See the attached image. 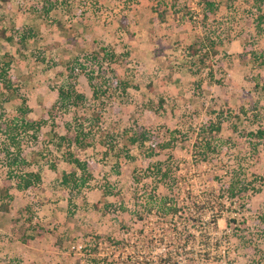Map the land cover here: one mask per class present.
<instances>
[{
	"label": "rangeland",
	"instance_id": "374dc122",
	"mask_svg": "<svg viewBox=\"0 0 264 264\" xmlns=\"http://www.w3.org/2000/svg\"><path fill=\"white\" fill-rule=\"evenodd\" d=\"M208 1L213 10L203 0H0L11 36L0 37V63L16 91L0 93V187L11 195L0 264H264V0ZM62 79L82 94L77 105L55 104ZM21 100L32 125L17 118L11 132ZM79 129L86 145L67 144ZM9 132L22 159L11 172L39 175L27 189L7 173ZM130 132L146 134L143 146L126 143ZM199 137L213 144L205 160ZM67 150L85 163L79 189L60 182ZM155 165L175 180H159ZM234 178L244 189L227 198ZM193 195L205 213L192 207L193 222L182 214L172 226L164 207L188 213Z\"/></svg>",
	"mask_w": 264,
	"mask_h": 264
},
{
	"label": "trees",
	"instance_id": "16d2710c",
	"mask_svg": "<svg viewBox=\"0 0 264 264\" xmlns=\"http://www.w3.org/2000/svg\"><path fill=\"white\" fill-rule=\"evenodd\" d=\"M203 4L208 10H213V4L210 1L203 0ZM0 37L5 39V40L11 39V36L8 34H5L4 30L1 28H0ZM190 51L192 53H195V49H192V47H190ZM7 66H8L7 62H1L0 63V93H2V90H3L7 96H10L13 93H15L16 91L9 81V78L7 75ZM73 78H75V77H73ZM86 79L88 82H90V77L88 75H87ZM95 94H96V91L95 90L92 91V95L96 96ZM82 99H83L82 94L76 91L73 83H70V82L68 83L63 79L61 80V84L59 86H57V88H56V98H55V104L56 105H58L59 107L67 108L69 105H71V106L77 105V103L80 102ZM23 100H21L20 105L16 109L17 117L9 120V125H12L10 127L11 132L14 129H16L15 125H16L18 119H19L18 126L22 125V126L27 127V126L32 125L31 121H26L23 119V116L29 110L28 107L23 105V103H24ZM219 128H220V120H219V117L216 115L214 123H209L208 131H210V132L212 130L218 131ZM56 134L57 133H54V135H56ZM249 134H252V133H249ZM252 135L257 136V137H261L263 135V132L260 129H257ZM145 136H146V134L144 132H142V133L130 132V133L126 134V143L129 144L130 146H136V147L143 146V144L146 140ZM8 138H9V140H11V142L9 144H7V146L4 147L5 158L8 159V161L5 162L7 168H9L7 171L8 176L15 177V183H14L15 189H17V190L27 189V188L31 187L32 185L38 183L39 175L37 172H33V171H20L17 173L11 172L10 168H11L12 164L19 163V161H21L22 159H20L19 154H15L13 151L10 150V148H12L10 146H13V148H14L13 143H15L13 141L14 140L13 135L10 134V132L8 133ZM84 138L85 137L83 136L82 131H80V129L77 131L76 130L74 131V135L70 141H67L65 139V137L62 135L57 136L58 142H61V141L64 142V140H65V141H67V144H70V142L72 141L73 144H75V146H78V147H83L86 145V143H84ZM168 144L169 143H166V142L165 143H159V146L164 147V145H168ZM193 147H195V150H196L195 153L200 160H205L206 155H208V153L212 152V150H213V144L211 143V141L209 139H206V138H204L202 141L200 137H199V139L195 140V145H193ZM121 150L124 153V156L126 158H132V156L127 153L128 150L125 147ZM63 159L66 162H68V164L70 165V170H69V172H62L61 173V178H60L61 184L63 186H66V187L69 186L70 188L79 189V187L88 178V173H87V170L85 167V163L83 161H81L80 159H78L69 150H67L65 152V156L63 157ZM155 168H156L157 172H154V174H158L159 175L158 179L162 180L165 184H167L168 182L172 183V180H175L174 173L168 171L167 168L163 167V169H162V167H159L158 165H155ZM77 172H79V173H77ZM150 174H153V172H148V171L144 170L141 177L143 176L146 178V177H149ZM225 188H226L225 189L226 190L225 197L233 198L235 195H237L239 192H241L242 189H244V186L239 181L238 178H234V180L229 181V183L226 185ZM5 198H7V200H5ZM148 198L150 200H155V202H159V200H160L159 198H157V196L154 193L151 194ZM195 198H196V195L188 197L189 204H190L189 205L190 207L188 208V213L178 212V210L175 209V203L167 204L168 206L164 207V211H165L164 213L166 215H169L171 220H173L172 219L173 216H179V215L181 216L183 214L184 215L183 219L185 220V222L186 223L191 222L192 220H190V218H194V215H196V212L194 211V209L192 207H194L198 211L197 213H200L201 215L204 214L206 211V209H204L205 206H204L203 202H198V201L195 202L194 201ZM9 199H11V195L8 193V187L7 186L0 187V204H2L1 208H3V210H6L7 201ZM93 206H97L96 203H94ZM140 211H142L143 214L146 215V209H144V207H142L140 209ZM140 211H137V218H139V219H141V212ZM217 218H218V215H216L214 218H212L211 221H207V224L213 223V225H216V219ZM232 220H234L233 217L230 219H227L226 225L228 224L229 221H232ZM177 224L178 223H176L174 220L171 223V225L174 227H176ZM181 226H182V228L180 229L181 231H183V229H185V228L187 230V225L182 224ZM233 228H235V227H233ZM229 230H230V227H229ZM40 234L38 233V235H40ZM172 264H178V261H173Z\"/></svg>",
	"mask_w": 264,
	"mask_h": 264
}]
</instances>
